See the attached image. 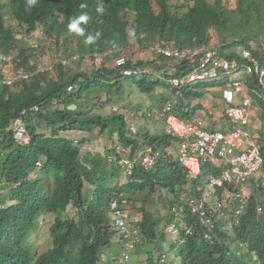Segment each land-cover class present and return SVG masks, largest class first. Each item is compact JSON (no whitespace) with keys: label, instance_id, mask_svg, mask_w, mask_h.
<instances>
[{"label":"trees","instance_id":"trees-1","mask_svg":"<svg viewBox=\"0 0 264 264\" xmlns=\"http://www.w3.org/2000/svg\"><path fill=\"white\" fill-rule=\"evenodd\" d=\"M230 1L38 0L30 11L13 1L7 4L17 21L18 33L15 34L19 38L28 35L34 40L35 31L41 29L42 38L40 41L36 38L39 47L53 46L55 57L70 59L77 55L78 58L64 66L56 64L52 72L37 74L12 87L0 82V264H110L113 254L109 249L118 242L123 247L127 234L119 229L112 217L110 203L113 200L124 213L127 229L134 228L138 232L140 241L136 249L141 248L138 253L145 250L142 256L146 264L157 263L161 248L155 243L160 238L162 241L167 239L163 229L158 231V227L163 222L164 228L174 220L168 205L180 204L182 194L199 198L203 191L202 181L207 183L210 178L218 177L220 169L205 165L199 178L188 182L184 169L172 156H167L166 151L171 145L168 137H150L143 133L146 131L132 136L123 109L107 116L100 115L98 110L116 103L112 94H119L124 83L142 94H151L159 86L169 85L153 75L123 76L110 64L115 53L101 59L94 55L107 48L130 47V39L142 49L156 42H171L182 49L195 48L208 45L211 30L222 53L226 46L241 43L261 63L264 51L252 42L259 34H264V0ZM81 4L87 7L81 9ZM100 4L104 7L103 14L96 11ZM5 7L0 4V53L10 56L17 50L19 55L12 56L13 61L18 59V65L26 67L27 50L20 47L19 39L4 27ZM83 13L90 19L87 25H82L85 36L81 37L70 33L68 24L71 15ZM97 31L101 33L100 38L95 44L86 46L85 37L95 35ZM223 54L228 58L236 56L234 52ZM154 55L158 63L154 58L146 65L155 74L161 73L162 78H170L163 67H170L172 61ZM135 64L144 65V62L138 59ZM132 65V60L128 59L125 66ZM170 68L172 72L176 71L173 77L189 70L175 62ZM2 74L0 68V80ZM211 86L202 82L179 91L172 89L173 112L189 120L191 100L205 97V90ZM69 87L72 89L68 91ZM198 103L192 105L195 107L191 108V114L200 108ZM259 105L264 124V103L259 102ZM33 106H37L38 111L24 118L28 140L18 144L10 131V122L21 111ZM76 130H82L84 134H106L108 138L112 133L116 134L118 144L130 150L131 158L136 156L139 146L162 149L163 156L150 170L136 166L133 174L127 177L119 166L109 163L104 154L82 155L86 135L72 139L64 135ZM260 145L264 159V138ZM115 147L111 142L107 153ZM112 155L119 158L124 154L115 151ZM36 162L40 163L39 168ZM122 175L126 183L120 181ZM262 194L264 188L248 199L239 224L231 230H226L223 228L225 223L219 222L220 228L211 232V242L198 235L202 228L195 229L193 236L182 235L185 243L176 252L180 260L186 264H264V219L255 216V206ZM222 195L223 190L216 189L219 200ZM2 197H6L11 205H4ZM148 202L163 203L167 217H152L143 207ZM126 203H142V206L125 213ZM229 206L235 208L233 204ZM189 213L187 210L180 218L194 220ZM49 215L55 217L47 230L51 247L39 253L29 243V238L39 229L40 220ZM235 243L240 244L236 250L241 252L240 257L234 254ZM74 245H77V251L74 257H69L68 252ZM151 245L153 248L148 249ZM171 245L173 250L175 243ZM104 251L108 257L106 262L102 256ZM120 255L118 253L116 257L127 264Z\"/></svg>","mask_w":264,"mask_h":264},{"label":"built area","instance_id":"built-area-1","mask_svg":"<svg viewBox=\"0 0 264 264\" xmlns=\"http://www.w3.org/2000/svg\"><path fill=\"white\" fill-rule=\"evenodd\" d=\"M213 39L212 37L211 42ZM153 50L174 61L179 67L186 66L189 69L180 77L168 80L172 89L180 90L205 80L221 78V83L225 85L220 86L219 89L226 105L224 115L227 118V124L222 129L214 126L205 128L200 122L195 121L196 118L187 120L179 117L173 112L172 101L163 103L155 112L151 108V111L146 113L148 118H157L162 121V133L171 142L166 151L167 156H172L184 169L188 182L197 180L205 165L220 169V175L208 180L206 183L208 190L203 191L199 198L182 194L179 197L180 204L168 205L167 208L173 214L174 220L163 228L165 234L172 236H180V230L184 236H192L195 229L202 228L198 235L203 240L211 242L213 240L211 232L220 228L219 222H226L227 225L224 228L232 229L237 226L248 199L254 195L257 196L260 189L264 188V159L260 145L264 136L253 133L251 130L253 99L257 98L264 103V67L248 48L237 51L234 58L226 57L224 52L220 51V46H213L212 43L209 46L203 45L194 49H179L165 44L156 46ZM125 62V57H118L115 60L122 75L130 77L145 72L136 67L125 69L123 68ZM53 67L51 65L44 69L39 68L37 72L51 71ZM4 71L5 75L0 82L5 85H12L27 78L26 74L18 70ZM229 75H236V78L229 82L223 81V78ZM69 90L71 87L68 88ZM114 109L113 111H116ZM37 111L38 107L33 106L21 111L19 116L11 120L10 131L16 143L27 142L24 118ZM207 111L208 116L214 118V110L209 108ZM131 116H133L132 113ZM259 126L261 132H264L263 125L259 123ZM129 131L133 135L138 132L134 124L129 125ZM116 154L124 155L119 158L112 155L108 157V162L119 166L124 175L130 177L136 166L144 171L154 167L162 158L163 150L146 146L142 153L131 158L130 150L117 148ZM35 165L40 167L39 162ZM216 189L223 190L221 200L216 196ZM262 195L260 202L256 203L255 216L264 219V194ZM232 204L235 208L229 206ZM110 210L115 224L121 231L127 233L122 253L124 260L127 261L129 253L136 249L140 237L134 228L127 229L124 213L115 200L110 203ZM187 210L190 211L189 214L194 220L180 218Z\"/></svg>","mask_w":264,"mask_h":264},{"label":"rangeland","instance_id":"rangeland-1","mask_svg":"<svg viewBox=\"0 0 264 264\" xmlns=\"http://www.w3.org/2000/svg\"><path fill=\"white\" fill-rule=\"evenodd\" d=\"M7 1L8 0H0V3L3 4L4 2H7ZM234 2H235V0L230 1V3H234ZM7 20H10V18H7ZM243 30H244V28H243ZM259 36L260 37H258V39L254 40L252 42L253 44H257V42L259 43L260 40L264 39V35L259 34ZM40 37L42 38V36H40ZM32 40L33 39L27 35L24 38V40H21L20 43H21L22 47H27L28 44H26V42L29 41L32 44L33 43ZM263 42H264V40H263ZM131 43L135 44L136 42L132 40ZM212 45L216 46V47L218 46V41L216 38L213 39ZM260 46L263 49V46L261 44H260ZM240 48H242L241 43H233L232 46H230V47L226 46L224 52L225 53L236 52ZM140 53L142 54L141 57L146 56L147 60L151 61V59L149 57L151 55L149 50L139 49V51L136 53H132V52L127 51V52H125V55L129 59H131V57L133 59L134 58L136 59ZM27 54H28L29 61H32V60L35 61V60L40 59L42 62H46V60H48L49 58H51L54 55V47L48 46V45L46 47L42 46V47H39L38 49H34L33 51H28ZM135 54L136 55L138 54V55L136 56ZM42 57L44 59H42ZM90 65H91V63L88 62L89 67H90ZM235 78H236V75H229V76H226V78H223V81L229 82L230 80H233ZM160 80L162 81V78ZM220 82H222V78L218 79V80H206L203 83L215 84L214 86L216 88H219L220 86H217V85ZM224 86H225L224 84L223 85L221 84V87H224ZM172 93H173V90L170 86H159L151 94H142L133 86H130V85L124 83L123 84V90L119 94L116 92H113V94H112L113 97L115 98L114 100L116 101V103H114V105H112L109 108L105 107L104 109H100V110H98V112L102 116H107V115H110L111 113H113L112 110L115 108L116 111L114 113L120 112L121 109H123V114H125V110H134V111L138 110L135 112L143 113V112H146L147 110H149L150 107H153L155 105L156 106L161 105L165 100H167V98H169L168 100L174 102L175 98L172 95ZM92 96H94V95L92 94ZM203 98H204V96H202L197 101L191 100L189 108L191 109L192 105L200 102L201 100H203ZM150 120L151 119H145V120L139 119V121L137 122L138 132H143V131H145V129L151 128L150 126L153 124V122H152L153 120H151V121ZM84 133L85 132L82 130H76V131H69V132H66L64 134L69 139L79 138L83 135L84 136L86 135L85 136L86 142L82 146V149H81L82 155L87 154V153L91 154V155L100 153V154H104L105 156L111 157L112 153L116 151L117 147L119 148V146L117 145V147H115V149L113 151L107 153L108 152L107 150L110 149L111 142H113V143L118 142V137L114 133H112L110 138L105 136L106 134L100 135V134H97L96 132L89 133V134H84ZM141 149H142L141 146L137 147L136 154L140 153ZM120 181L123 183L124 182L126 183V178L122 175V177L120 178ZM203 181H202L203 184H202L201 189H203V191L206 192L208 190V188L206 186V183ZM87 188H88V186H87ZM2 201H3L4 205H11V202L9 200H7L6 197H2ZM143 203H145V202H143ZM141 206H142V203L141 204L140 203H138V204L126 203L124 205L125 213H126V211H128V213H129L132 210H134L135 208H139ZM0 207H2V206H0ZM143 207L154 218L164 219L167 217V214H168L167 208H166V206H164L163 203L155 204V203L148 202ZM54 218L55 217L53 215H49V216L41 219L40 220L41 224H40L39 229L35 233H33L31 235V237L29 238V243L33 246L34 250H36L39 253H42L51 247V242H50V239L48 237L47 230H48L49 226L52 224ZM162 229H163V222L158 227V231H161ZM169 241H170V238H168V237L165 241H162L160 238L155 243V246L157 248H161L160 252L162 251V254H166V251H168V249H169L168 248ZM77 248H78L77 245H74L73 250L68 252L69 257H74L75 252L77 251ZM152 248H153L152 245L150 247L148 246V249H152ZM140 249L138 248L136 250V252L133 253V255L130 257L129 262L127 264H145L146 263L145 259L142 256L144 254L145 250H142L141 252L138 253V251ZM109 251L112 252L113 258H111V260H110L111 263L110 262H108V263H110V264H125V262L122 259H119L116 257V256H118V253L120 255L123 252L122 243H120V242L116 243L114 245V247H111L109 249ZM105 254H106V252L104 251L102 256H103V260L106 262L108 260V257ZM166 255L168 257H170V262H173V263L176 262L177 257L173 253L168 252ZM104 257H106V258L104 259ZM114 260H116V261H114Z\"/></svg>","mask_w":264,"mask_h":264},{"label":"clouds","instance_id":"clouds-1","mask_svg":"<svg viewBox=\"0 0 264 264\" xmlns=\"http://www.w3.org/2000/svg\"><path fill=\"white\" fill-rule=\"evenodd\" d=\"M14 2V3H17V4H19V5H22V6H25V11H30L33 7H35L36 5H37V3H38V0H8L7 2H4L3 4H5L6 5V7H5V9H4V11L6 12V16H5V21H4V27L6 28V29H8L9 30V33H11V34H15V33H18V30L16 29V26H17V21L15 20V18L13 17V15H11V13H10V10H9V8H8V5L7 4H10L11 2ZM0 4H2V3H0ZM80 7H81V9H83V8H85V7H87V5L86 4H81L80 5ZM96 11H97V13L98 14H103V12H104V7H103V5L102 4H100V5H98L97 6V8H96ZM59 17V16H58ZM7 18H10V20H7ZM71 18H72V20H71V22L68 24V30H69V32L70 33H75L76 35H78V36H81V37H84L85 36V27H82V25H87V23H88V21H89V19H90V17H89V15L87 14V13H83V14H81V15H78V14H74V15H71ZM59 20H60V17H59ZM210 34H211V39L210 40H212V37L213 38H216V37H214L213 36V32L210 30ZM43 34H42V30L41 29H37L36 31H35V33H34V37H35V39L32 41L33 43L31 44L30 42H26V44H28V46L27 47H22V45H21V40H24V38H19L16 34H15V36H16V39H19V43H18V45H20V47H22L23 49H26L27 50V52H26V54H25V59H26V61H27V64H28V66H26V67H21V66H19L18 64H20V60H16V62L15 61H13V58H12V56H18L19 55V53H18V51L16 50L13 54H10V56H7V55H4V54H2V53H0V68L2 69V71H3V74H2V78H3V76L5 75V71L4 70H6V69H12V70H15V71H21V72H23L24 74H26L27 75V78H24V79H21V80H19V81H17V82H15V84H12V85H6V86H9V87H12L13 85H18V83L19 82H21V81H27V80H29L30 78H32L33 76H35V75H37V74H40V73H43V72H52L53 70H51V71H42V72H37V70L39 69V68H47L48 66H51V65H53V66H55L56 64H60V65H62V66H64V65H66L69 61H76L77 60V58H78V56L77 55H73V56H71L70 57V59L69 58H61V57H55V53L56 52H54V55L51 57V58H49L48 60H46V62H42L40 59H38V60H32V61H29V59H28V51H33L34 49H38L39 48V45H38V43L36 42V38L40 41V39H41V37L40 36H42ZM100 36H101V33L99 32V31H97L96 32V34L95 35H92V34H88L86 37H85V39H84V44L87 46V45H93V44H95L96 42H97V40L100 38ZM132 40L133 41H135L134 39H130L129 41H130V43L132 42ZM218 41V40H217ZM35 43V44H34ZM114 43V42H113ZM136 44V45H135ZM135 44H132L131 43V46L130 47H126L125 45H123V46H121V47H112V48H107V49H105L102 53H99V54H95L94 56H95V58H108V56H111L113 53H115V55L113 56V59H112V61H111V63L110 64H112L115 68H117L119 71H120V69H119V67L115 64V60H116V58H118V57H125L126 58V62H127V60L129 59V58H127L126 57V55H125V52H127V51H129V52H132V53H136V52H138L139 51V49H142V48H140L139 46H138V44L137 43H135ZM165 44H168V45H172V46H175L173 43H171V42H156V43H154V44H152V45H150V46H148L146 49H143V50H149V52H150V54H151V56H153L154 58H155V55L154 54H158V53H156L153 49L156 47V46H162V45H165ZM209 44V43H208ZM200 46H203V45H200ZM204 46H209V45H204ZM218 46H220V44L218 43ZM175 47H177V46H175ZM199 47V46H198ZM30 48V49H29ZM131 48V49H130ZM177 48H179V47H177ZM196 48V47H195ZM243 48V47H242ZM242 48H240L239 50H241ZM179 49H182V48H179ZM183 49H194V48H183ZM239 50H237V51H239ZM236 51V52H237ZM236 52H234V53H236ZM136 55V54H135ZM138 55V54H137ZM136 55V56H137ZM141 53L139 54V56L141 57ZM158 55H161V54H158ZM139 56H137V58L134 60L132 57H131V59L130 60H132V62H133V65L132 66H130V67H128V68H133V67H136V68H139V69H141V70H145V72L144 73H137L136 75H133V76H130V77H128V76H125V77H127V78H131V77H135V76H139V77H141V76H147V75H153L154 77H156V76H158L159 77V79H161L163 76H161V73H154L153 71H152V69H151V67L150 66H147L146 65V63L148 62V61H146V62H144L143 60V62H144V65H136L135 63H136V61L138 60V59H140V57ZM162 56V55H161ZM9 60H8V59ZM165 58V57H164ZM42 59H44L43 57H42ZM167 59V58H166ZM141 60V59H140ZM168 60H170V59H168ZM155 61L158 63V61H157V59L155 58ZM170 61H172V60H170ZM62 62H64V63H62ZM126 62H125V65H126ZM168 62V61H167ZM169 63V62H168ZM172 63H173V65H171L170 67H174V61H172ZM124 65V67L123 68H125V69H127V67ZM170 67H168V66H164L163 67V70L165 71V73L168 71L169 72V76H170V78H173V76H172V74H174V72H176V71H173L172 72V70L173 69H171ZM184 67H186V66H184ZM183 67V68H184ZM187 68V67H186ZM53 69H54V67H53ZM172 72V73H171ZM185 72H187V71H184L183 73H185ZM124 76V75H123ZM177 77V76H176ZM180 77V76H179ZM1 78V79H2ZM170 78H168V79H166L165 77L164 78H162V81L163 82H165L167 85H169L168 84V80L170 79ZM206 81V80H205ZM202 82H204V81H202ZM202 82H199V83H202ZM3 84V83H2ZM195 84H198V83H195ZM3 85H5V84H3ZM192 85H194V84H192ZM170 86V85H169ZM171 87V86H170ZM72 89V88H71ZM183 89V88H182ZM181 90V89H180ZM176 91H179V90H176ZM167 101H170V100H166V101H164L163 103H165V102H167ZM162 103V104H163ZM161 104V105H162ZM161 105H158V106H153V107H150V109L149 110H147L146 112H143V113H140V112H135V111H138V110H125V114H124V116H125V118H126V120H127V127H128V130H129V125L130 124H134L135 126H136V128H137V120L138 119H143V120H145V119H151V120H155V121H157L158 119L157 118H148L147 116H146V113L148 112V111H151V108H152V110H154V112H155V110H158V109H160V106ZM158 107V108H157ZM157 108V109H156ZM113 111V110H112ZM121 111V110H120ZM115 111H113V113H114ZM123 112V111H122ZM131 113L133 114V116H131ZM129 119V120H128ZM150 120V121H151ZM138 129V128H137ZM130 132V131H129ZM130 134H131V132H130ZM137 134H138V132H137ZM137 134H135V135H137ZM132 136H135V135H133V134H131ZM115 144H116V147H117V145L119 146V148L120 149H123V150H127V149H124V148H122L119 144H118V142H115ZM118 148V147H117ZM139 154V153H138ZM137 155V154H136ZM202 193H203V191H202ZM202 193H201V195H202ZM227 224H226V222H225V226H226ZM224 228V227H223ZM225 229L226 230H228L229 228H227V227H225ZM231 230V229H230ZM163 233H164V231H163ZM165 234V233H164ZM165 235H167V237L168 238H170V241H169V243H168V251H166V254L168 253V252H171V253H173L177 258H176V262H170V257H168L166 254H162V251L159 253V255H158V258H157V263L156 264H186V263H184L183 261H181L180 260V258H179V256L177 255V251H179V250H181V248L183 247V245H184V243L185 242H182V239H185L183 236H184V234H183V232H182V230H180V236H172V235H168V234H165ZM183 235V236H182ZM193 236V235H192ZM171 243L173 244V243H175V245H174V249L172 250V248H171V246H173V245H171ZM236 246V247H235ZM235 246L233 247V249H234V254L235 255H237V256H242V254H241V252L239 251V252H236V250H238V248L240 247V244L239 243H235ZM136 250L137 249H135L134 251H132V252H130L129 253V259H130V257L133 255V253L134 252H136ZM129 259L127 260V262H129ZM145 262H146V260H145ZM144 262V263H145ZM146 264V263H145Z\"/></svg>","mask_w":264,"mask_h":264},{"label":"crops","instance_id":"crops-1","mask_svg":"<svg viewBox=\"0 0 264 264\" xmlns=\"http://www.w3.org/2000/svg\"><path fill=\"white\" fill-rule=\"evenodd\" d=\"M262 35H264V34H262ZM263 40H260L259 43L257 42V44H253V46L257 47L261 44L264 47ZM211 43L212 42L210 40L208 45H210ZM149 57L151 60L154 59V57L151 55ZM140 59L143 60L144 62L148 61L146 56H144V57L142 56V57H140ZM260 64L262 67H264V55L262 56V62ZM246 80H247V82H249L248 79H246ZM220 83H218L217 86H221V84H223V83H221V84ZM214 85L215 84H212L211 87H209L208 89L205 90V92H207V93H206L205 97L203 98V100H201L198 103V104H200V108H197L195 113L191 114L192 110L190 108H188V110L190 111L189 114L191 115L189 120L196 118L195 121L200 122L205 128H208L210 126H214L216 128L219 127L218 129H222L227 124V118L224 115L226 105L221 98V95H220L221 91L219 90L220 87L216 88ZM253 101H254V104H253V111H252V116H251V123H252L251 124V130L253 133L263 134V132H261V129L259 126V123H260L263 125V128H264L263 120L261 118V108L259 105V102H261V101L258 100L257 98H254ZM194 107L195 106H192L191 108H194ZM209 108H212L214 110V112H215L214 118L208 116L207 110ZM137 121H139V119ZM152 122H153V124L150 126L151 128H148L149 130L145 129L146 132H143V133L149 135L150 137L163 135V133H162L163 123H162V121L158 119L157 121L153 120ZM143 150H144V148L141 149L140 153H142Z\"/></svg>","mask_w":264,"mask_h":264}]
</instances>
